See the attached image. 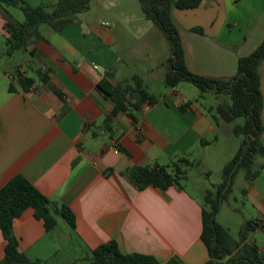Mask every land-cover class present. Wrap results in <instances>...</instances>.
I'll use <instances>...</instances> for the list:
<instances>
[{
  "label": "crops",
  "instance_id": "obj_1",
  "mask_svg": "<svg viewBox=\"0 0 264 264\" xmlns=\"http://www.w3.org/2000/svg\"><path fill=\"white\" fill-rule=\"evenodd\" d=\"M25 1L38 7L56 0ZM10 8L11 20L19 22ZM172 17L186 65L197 75L222 80L235 77L239 59L253 53L264 40V0L238 4L234 0H204L196 9H174ZM4 24L0 10V39L8 36ZM159 31L139 0H92L90 10L61 32H53L47 25L40 27L41 39L26 52H34L27 61L36 74L29 90H22L13 77L17 69L29 77L21 64L14 71L0 68V188L22 175L76 216L75 230L60 219L49 232L33 209L17 218L14 234L19 251L29 259L72 264L83 261L88 250L116 241L123 254L152 256L160 264L175 258L182 264L209 260L201 239L202 204L176 186L166 191L154 187L141 190L126 175L135 166H166L168 161L187 158L193 147L219 144V131L228 135L233 128L224 122L216 126L207 108L179 95V85H165L171 57L167 38V54L157 67L131 69L132 64L156 59L153 53ZM158 69L162 70L159 82L164 85L161 98L134 112L135 119L119 114L113 120V134H109L103 121L113 104L97 84L107 79L118 85L137 75L147 90L154 92ZM38 71L46 74L48 83ZM259 73L264 125V62ZM260 140L264 145V133ZM239 147L223 162V169ZM255 169L260 172L258 177L246 180L241 188V202L247 211L241 212L242 227L249 220L264 222L263 156L256 158ZM220 215L221 210L216 219ZM220 225L230 232L226 219ZM61 240L70 251L75 242L78 257L61 256ZM238 242L231 237L232 245ZM247 242L257 246L264 260V229L251 233ZM5 245L0 230V262Z\"/></svg>",
  "mask_w": 264,
  "mask_h": 264
},
{
  "label": "trees",
  "instance_id": "obj_2",
  "mask_svg": "<svg viewBox=\"0 0 264 264\" xmlns=\"http://www.w3.org/2000/svg\"><path fill=\"white\" fill-rule=\"evenodd\" d=\"M139 1L146 15L163 31L170 44L171 57L168 61L165 85L176 88L181 83L189 82L196 85L203 93L212 91L215 94H228L231 99L230 105H219L208 109L216 126H219L220 122L231 124L238 118L245 119L243 125H235L232 128V133L242 136L243 140L236 156L223 169V182L205 193L201 233V239L209 253V260L205 264H264L257 246L247 242L251 233L263 229V221L245 222L239 232V242L236 245L231 244L228 230L216 221L221 206L232 192L233 178L237 172L244 170L248 182L254 181L260 173L255 169V162L258 156L264 157V145L260 140L264 133V125L261 118L263 101L259 73V67L264 62V40L253 53L239 59L235 77L222 80L197 75L186 65L184 49L173 21L172 11L196 9L204 0ZM240 1L242 0H234L236 4ZM91 2L92 0H56L49 5L33 7L25 0H0V10L5 19L4 28L8 34L5 42L6 54L11 57L17 51L28 52L29 47L41 39L42 25L49 26L53 32H61L77 22L79 14L88 12ZM9 7L20 9L24 13L25 22L11 20L7 11ZM30 54L33 55L34 52ZM38 75L43 82L48 83L45 73L38 71ZM13 77L24 91L29 90L35 83V79L25 76L18 69ZM108 77H112V74L109 73ZM97 88L105 99L113 104L111 113L103 121L104 129L111 135L113 120L119 114L124 113L135 119L133 113L141 110L144 104L153 106L157 102L147 90L143 79L137 75L118 85L103 79L97 84ZM9 90L11 92L15 90L12 84ZM56 93L60 95L58 91ZM190 104L183 106L182 110ZM192 165L189 159L181 158L168 166H135L129 169L126 175L141 190L154 187L166 191L174 186L184 190L181 181L186 178V168ZM27 209L35 211V217L43 221L48 232L57 227L60 219L65 220L72 230L76 229V216L67 205L51 200L24 176L17 175L0 188V230L6 241L5 257L0 264H50L46 261L31 260L19 251V241L14 234V222ZM85 259L91 264H160L152 256L123 254L116 241L88 250ZM169 264L182 263L175 258Z\"/></svg>",
  "mask_w": 264,
  "mask_h": 264
},
{
  "label": "rangeland",
  "instance_id": "obj_3",
  "mask_svg": "<svg viewBox=\"0 0 264 264\" xmlns=\"http://www.w3.org/2000/svg\"><path fill=\"white\" fill-rule=\"evenodd\" d=\"M10 10L13 17L19 21V23L25 22L24 13L20 9L11 7ZM159 34L157 50L155 53H153L156 55V59L148 61L145 64H132L131 69L138 70L141 68L144 70L148 66L155 68L159 65V62L165 58V52L167 54L169 47L167 45L165 34L162 31H159ZM5 42L6 38L0 39V68L6 67L9 70L14 71V68L21 64L24 70L28 73L29 77H36V74L33 73V69L27 61L28 59H31V55L25 51H17L15 55L10 58L6 54L7 46ZM161 72L162 70L160 69L155 70L156 75L154 77L155 79L152 87L154 92L149 90L151 94L155 95L156 99L161 98L160 90L164 87L163 83L159 82V75ZM179 95L185 96L187 99L194 102L199 108H207V110L210 107L216 108L219 105L231 104V99L228 94L222 93L220 95H215V93L212 91L203 93L196 85L189 82L181 83L179 85ZM213 114H216V112H213ZM244 122V118H238L233 123H231L230 126L233 127L235 125H243ZM219 134V144H215L213 142L209 144L208 148H206L205 145L201 147H193L191 152L186 156L193 165L186 168V178L181 181V186L185 191L195 197L201 204L205 203L206 191L212 190L223 182V162L229 161V159L234 156L233 149L235 151V148L237 149L243 140L242 136H236L232 132L227 135L226 132L222 130L219 131ZM174 161L176 160L168 161L165 165H171ZM245 182V171L239 170L233 178V184L231 187L232 192L229 194L228 199L221 206V215L216 219L219 225L226 219L231 229L229 234L237 241L239 240V232L242 227L241 221L243 220L241 212H247L241 202V188L244 186ZM76 245L77 244L74 242L70 251L67 249L68 246L63 240V250L61 251V256H64L65 254L67 258L72 260L74 257H78V253L76 251H78L79 248ZM72 264H91V262H89L87 259H83L81 262H73Z\"/></svg>",
  "mask_w": 264,
  "mask_h": 264
},
{
  "label": "built area",
  "instance_id": "obj_4",
  "mask_svg": "<svg viewBox=\"0 0 264 264\" xmlns=\"http://www.w3.org/2000/svg\"><path fill=\"white\" fill-rule=\"evenodd\" d=\"M263 226H264V222H263ZM263 229H264V227H263Z\"/></svg>",
  "mask_w": 264,
  "mask_h": 264
},
{
  "label": "water",
  "instance_id": "obj_5",
  "mask_svg": "<svg viewBox=\"0 0 264 264\" xmlns=\"http://www.w3.org/2000/svg\"><path fill=\"white\" fill-rule=\"evenodd\" d=\"M230 181H231V179L229 180V182H228V183H230Z\"/></svg>",
  "mask_w": 264,
  "mask_h": 264
}]
</instances>
